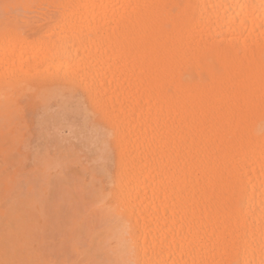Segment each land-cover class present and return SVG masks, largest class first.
Here are the masks:
<instances>
[{"label": "bare ground", "instance_id": "6f19581e", "mask_svg": "<svg viewBox=\"0 0 264 264\" xmlns=\"http://www.w3.org/2000/svg\"><path fill=\"white\" fill-rule=\"evenodd\" d=\"M35 2L0 27V118L64 80L116 151L111 220L58 264H264V0Z\"/></svg>", "mask_w": 264, "mask_h": 264}, {"label": "rangeland", "instance_id": "374dc122", "mask_svg": "<svg viewBox=\"0 0 264 264\" xmlns=\"http://www.w3.org/2000/svg\"><path fill=\"white\" fill-rule=\"evenodd\" d=\"M35 1L0 0V27L16 16L41 29L46 10ZM68 86L61 80L60 88L32 91L9 121L0 118V147L9 141L15 148L0 150L14 154L0 161V264H58L71 243L84 249L91 233L111 220L104 175L116 151L100 114ZM38 137L52 147L41 149Z\"/></svg>", "mask_w": 264, "mask_h": 264}]
</instances>
